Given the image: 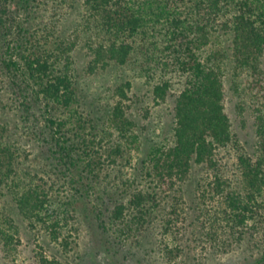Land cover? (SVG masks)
Returning a JSON list of instances; mask_svg holds the SVG:
<instances>
[{"label": "trees", "instance_id": "obj_1", "mask_svg": "<svg viewBox=\"0 0 264 264\" xmlns=\"http://www.w3.org/2000/svg\"><path fill=\"white\" fill-rule=\"evenodd\" d=\"M74 13L77 18L67 27ZM29 19H37L33 27H26ZM224 39L229 40L234 67L254 71L264 59V0H0L4 244L10 247L13 240L5 211L12 207L67 246L65 215L57 212L59 198L33 183L21 167V154L26 157L23 136L45 143L47 171L60 173L75 192L91 187L104 163H113L120 154L122 141L132 137L120 101L107 116L115 136L97 128L89 112L84 118L78 111L73 70L80 46L90 70L134 61L139 74L151 82L154 96L172 97L171 136L154 144L142 161V177L150 186L113 206L107 216L112 234L137 237L145 218L159 206V192L170 186L180 189L191 165L197 164L202 171L195 182L199 214L208 239L264 236V102L253 108L256 140L249 151L232 131L225 110ZM206 45L210 48L202 54ZM7 92L13 121L2 98ZM231 155L236 173L230 171ZM177 216L174 212L163 227L168 229ZM40 261L55 264L44 257Z\"/></svg>", "mask_w": 264, "mask_h": 264}, {"label": "rangeland", "instance_id": "obj_2", "mask_svg": "<svg viewBox=\"0 0 264 264\" xmlns=\"http://www.w3.org/2000/svg\"><path fill=\"white\" fill-rule=\"evenodd\" d=\"M47 14L44 12L45 16ZM75 14L69 16L67 27L77 18ZM36 21L29 19L26 27H33ZM220 46L225 51L223 59L226 61L225 110L232 131L251 151L256 140L253 108L264 102V59L258 60L254 71L239 70L234 67L229 40L224 39ZM209 48V45L204 46L201 53L205 54ZM74 59L78 111L84 118L89 112L97 128L115 136L107 116L114 103L120 101L122 115L130 122L132 137L122 141L120 154L114 156L113 163H104L98 177L91 181V187L75 192L60 173L56 176L47 171L45 143L23 136L20 142L26 157L21 154V167L30 173L33 183L48 190L53 198H59L57 212L65 215L61 219L65 224L63 234L67 246L53 241L38 222H28L12 207H7L13 240L8 247L0 236V264H41L40 257L55 264H264L262 235H245L239 240L224 236L215 241L208 239L199 214L195 182L202 171L197 164L191 165L180 189L170 186L159 192V206L145 218L137 237L130 235L125 239L112 234L107 227V216L113 206L124 204L131 192L150 186L149 180L142 177V161L154 144L165 143L171 136L172 97L154 96L151 82L139 74L134 61L98 65L90 70L82 46L74 53ZM10 96L7 92L2 98L7 104V116L13 121ZM261 107L264 112V103ZM233 161L231 155L229 167L235 172L233 164L231 166ZM173 211L179 216L171 218L173 223L166 229L164 223L174 216Z\"/></svg>", "mask_w": 264, "mask_h": 264}]
</instances>
